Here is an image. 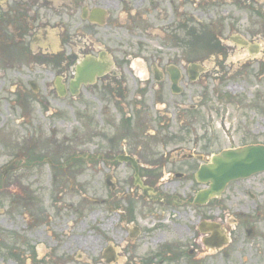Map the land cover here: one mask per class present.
I'll use <instances>...</instances> for the list:
<instances>
[{
	"label": "flooded vegetation",
	"instance_id": "1",
	"mask_svg": "<svg viewBox=\"0 0 264 264\" xmlns=\"http://www.w3.org/2000/svg\"><path fill=\"white\" fill-rule=\"evenodd\" d=\"M233 10H241L244 15L250 10L256 24L246 23V16L231 18ZM259 19H264V0H0V54L6 56L4 64H11L12 56L19 53L26 60L28 72L41 75L58 98L65 100L77 99L82 90H94L99 84L105 88L116 82L126 83L129 72L139 79L142 90H150L151 101L164 103V109L170 104L171 110L181 111L180 117L191 115L196 122L205 123L204 112L213 117L212 111H220L218 105L225 103L224 98L203 96L201 92L189 93L191 97L185 99L188 92H193L189 86L208 84L203 78L209 66L206 58L226 55L231 62H252L260 55L264 48L259 37L264 29ZM22 66L17 63L16 68L22 70ZM79 70L89 75L76 85ZM29 85L35 92L40 89L36 80H30ZM167 95L169 101L164 102ZM192 134L200 137L196 130ZM251 143L257 142L243 145ZM202 151L174 147L171 164L183 165L185 170L179 168L168 174L164 168L160 172L151 169L163 167V162H140L129 153L118 154L116 161L104 164L110 169L105 178L111 195L129 183L128 178L115 175L121 164L133 170V187L138 185L149 196L158 193L152 184L160 175L167 185L173 180L179 183L187 175L192 177L195 185L187 186L185 198L179 192L161 196L164 208V202L170 199L173 211L188 220L185 228L189 236L180 233L173 241L174 237L152 229L163 221L170 223L177 218L175 213L162 217L159 211L151 210L145 214L148 221L152 219L149 228L135 222L133 204L124 209L119 200L112 201L113 210L109 216L104 215L105 222L94 210L87 214V202L92 201L88 194L77 195L75 201L67 199L77 172L103 169L96 166L98 161L86 160L84 155L81 161L60 163L62 171L52 175L58 180L64 173L59 179V192L46 198L27 191V186L32 189L30 177L25 181L27 186L18 182L20 193L15 194L13 203L0 207V214L10 217L11 224L7 225L13 228L15 237L7 245L0 242V264H179L183 257V264H215L213 256L230 259L235 251L231 244L242 234L243 239L252 237L242 264L261 260L264 231L256 223L264 213V181L243 178L229 183L218 196L202 195L210 184L199 182L196 173L213 155ZM50 164L55 165V161ZM126 193L120 192L124 197ZM186 201L189 210L178 208ZM176 225L182 227L181 222ZM2 232L4 229L0 235ZM168 249L175 250L167 253Z\"/></svg>",
	"mask_w": 264,
	"mask_h": 264
},
{
	"label": "rangeland",
	"instance_id": "2",
	"mask_svg": "<svg viewBox=\"0 0 264 264\" xmlns=\"http://www.w3.org/2000/svg\"><path fill=\"white\" fill-rule=\"evenodd\" d=\"M245 16L246 23L256 24L257 19H252L250 10L245 15L241 10H233L230 15L231 18L238 19ZM263 20L258 21L264 29ZM260 36L264 48V30ZM259 54L252 62H231L226 55L206 58L209 66L203 73V78L208 84L205 87L200 84L189 86L193 92H188L185 97L190 98L189 93L200 95L202 92L203 96L224 98L225 103L218 105L221 107L220 111H212L213 117H209L207 111L204 112L203 118L207 120L205 123L196 122L191 115L180 117L181 111L178 109L174 110L175 115L170 104L169 108L164 109V103L157 105L151 101L152 94H148L150 90H142L139 79L129 72L126 73V83L116 82L115 86L109 84L105 88H101L102 84H99L94 90H82L77 99L65 100L58 98L56 91L44 83L41 75L38 77L34 72H28L26 60L19 53L12 56L14 63L7 62L8 65L3 62L6 56L0 54V207L13 203L15 194L20 193L18 182H24L27 186L25 181L28 177L31 178L29 182L32 186V189L27 186L28 192L44 198L49 193L59 192V179H63L64 173L62 177L57 175L58 180L52 175L62 171L58 168L60 163L81 161L85 155L86 160L98 161L96 166H102L103 169L85 168L77 172L67 199L75 201L77 195L88 194L92 201L87 202L90 203L86 208L87 214L94 210L100 213L97 218L105 222L107 220L104 215L109 216V212L113 210L112 201L114 203L119 200L124 209V206L133 204L135 222L149 228L152 226V219L148 221L145 214H150L151 210L159 211L162 217L170 212L175 213L177 218L170 223L163 221L152 229H157L167 237H174L173 241L179 239L180 233L189 236L185 228L188 220L173 211L175 207L172 200H166L164 208L161 196L164 192H179L185 198L184 191L189 192L187 186L193 188L195 185L192 177L187 175L188 178L179 183H174L173 180L168 186L161 182L163 175H160L152 184L158 193L149 196L143 194L138 185L134 184L133 187V170L121 164L115 169V175L128 178L129 183H125L116 194L111 195V188L105 178L110 169L104 164L116 161L118 154L129 153L135 155L140 162H163V167L151 169L160 172L164 168L168 174L179 168L185 170L183 165L171 164L173 148L176 146L188 152H192L195 147L201 148L204 150L202 153L211 155L248 142L264 143V49ZM17 63L23 64L22 70L16 68ZM32 79L40 86L37 92L29 85ZM140 96L142 100H138ZM169 96L165 97L164 102L169 101ZM222 111L224 114H221ZM193 130L200 137L192 134ZM207 130L209 132L205 136ZM209 140L213 142L209 143ZM50 161H55V165H51ZM186 164L193 165L192 162ZM251 178L264 181V173ZM173 184L176 185L175 188ZM122 191H127L125 197L120 194ZM227 197L225 195L224 198ZM246 204L251 207L250 202ZM178 208L189 210L191 206L186 201ZM176 222H181L182 227L177 226ZM7 224H11L10 217L0 214V231L4 229L0 242H5L6 245L15 240L14 230ZM256 225L261 232L264 231V213ZM243 236L244 234L231 244L235 251L230 259L222 260L216 255L211 261L215 264H224L223 261L225 264H242L243 257H248L252 241V237L243 239ZM253 239L258 240L256 237ZM262 240L264 241V235ZM174 250L168 249L167 253ZM184 259L185 257L179 259L177 263L183 264ZM253 264H264V254L261 260Z\"/></svg>",
	"mask_w": 264,
	"mask_h": 264
},
{
	"label": "water",
	"instance_id": "3",
	"mask_svg": "<svg viewBox=\"0 0 264 264\" xmlns=\"http://www.w3.org/2000/svg\"><path fill=\"white\" fill-rule=\"evenodd\" d=\"M89 72L79 70L76 85ZM176 81V80H175ZM264 171V144H251L243 147L223 150L214 155L209 164H204L197 173L201 182H210V188L201 194L206 196L219 195L226 185L240 177H248Z\"/></svg>",
	"mask_w": 264,
	"mask_h": 264
}]
</instances>
